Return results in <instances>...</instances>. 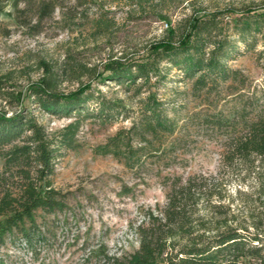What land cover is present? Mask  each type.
<instances>
[{"label":"trees","instance_id":"1","mask_svg":"<svg viewBox=\"0 0 264 264\" xmlns=\"http://www.w3.org/2000/svg\"><path fill=\"white\" fill-rule=\"evenodd\" d=\"M121 2L128 7L146 4L143 0H0V16L7 14L18 27L38 35L57 10L73 21L79 9ZM91 22L93 37L107 33L113 24L104 14ZM0 35H10L1 23ZM257 44L262 50L256 53L263 57L264 14L234 9L190 16L177 30L168 29L167 38L154 43L145 59L105 65V81L134 96L152 80L156 90L169 82L190 83L191 96L206 110L182 119L181 105L166 102L157 91H148L135 110L89 86L58 91L52 71L40 63L45 73L30 87L29 97L41 113L70 122L49 131L23 109L10 115L0 110V264H12L2 253L8 248L19 247L36 258L49 234L45 217L67 209V195L53 186L52 177L58 160L81 147L78 134L83 124L95 120L111 125L120 119L129 121V127L118 129L93 149L94 154L111 156L136 173L145 170L147 160L170 168L184 148L183 133L201 128L221 138L224 166L240 162L246 175L252 176L245 192L249 202L244 215H237L230 205L222 204L221 187L213 178L166 176L165 204L141 211L134 227L138 247L129 254L113 255L99 246L90 254V262L264 264V83L254 88L230 66L235 57L255 51ZM9 80L7 74H0V96L17 107L14 93L6 91ZM221 100L230 107L210 113ZM128 190L124 187L125 194Z\"/></svg>","mask_w":264,"mask_h":264},{"label":"rangeland","instance_id":"2","mask_svg":"<svg viewBox=\"0 0 264 264\" xmlns=\"http://www.w3.org/2000/svg\"><path fill=\"white\" fill-rule=\"evenodd\" d=\"M143 1L146 4L140 7H128L121 2L79 9L73 21L57 10L53 18L42 25L38 35L18 27L7 14L1 15V26L8 29L10 35H0V74L9 76L6 91L14 93L18 106L15 102L9 104L6 96H0V110L10 115L23 109L49 131H56L70 122L41 113L29 97L30 87L44 76V66L40 65L43 62L52 71L55 86L61 92L89 86L95 93L119 99L127 108L135 110L149 92L157 91L166 102L181 105L178 109L181 119L187 113L205 111L206 106H201L199 100L191 96L190 83L169 82L156 90L152 80L139 96H134L113 82H106L104 67L113 60L145 59L154 43L167 38L168 29L177 30L190 16L226 14L234 9L264 14V0ZM100 14L112 19L113 24L107 33L93 37L91 21ZM260 50L262 45L257 44L255 51L245 52L230 62V66L240 70L257 89L264 83V56L256 53ZM224 101L218 102L216 110L210 113L228 109L230 104ZM129 125V121L121 119L111 125L95 120L83 124L78 134L81 147L66 152L58 160L52 177L53 186L67 195V209L45 217L49 234L36 258L19 247L3 250L10 263L93 264L90 254L99 246L113 255L133 252L138 247L134 227L141 211L162 207L166 202L163 186L166 176L213 178L221 187L222 204L230 205L235 214L244 215L249 202L245 192L249 191L248 183L253 179L246 175L242 163L236 161L229 168L221 163L222 143L218 135L190 128L183 133L184 148L177 152L173 166L165 168L157 160H147L145 170L136 173L111 156L93 152L118 129ZM124 187L129 189L127 194Z\"/></svg>","mask_w":264,"mask_h":264}]
</instances>
